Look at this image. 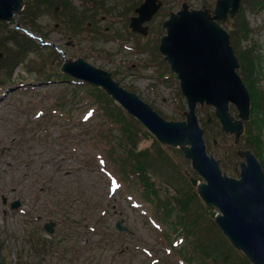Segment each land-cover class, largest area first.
Segmentation results:
<instances>
[{"label":"rangeland","instance_id":"obj_1","mask_svg":"<svg viewBox=\"0 0 264 264\" xmlns=\"http://www.w3.org/2000/svg\"><path fill=\"white\" fill-rule=\"evenodd\" d=\"M144 1L55 0L57 12L36 18L33 28L24 13L11 23H0V34L13 32L27 41L20 31L26 28L51 43L41 46L36 40L26 62L9 73L0 71V264H248L223 242L212 221L219 211H205L192 191L190 179L203 180L191 162L179 149L160 148L145 129L131 127L133 122L122 116V109L111 105L137 144L126 167L130 177L122 179L125 149H132L122 125L108 121L106 105L102 108L95 101L88 86L69 81L61 72L64 59L59 49L67 59L82 58L112 73L165 119L184 121L186 99L158 52L166 34L163 23L184 3L213 11L217 0H162L163 9L147 24L148 35L142 36L132 32L130 23ZM251 1L243 0L240 10L251 31L247 38L235 40L234 49L249 64L240 75L246 74L253 84L252 96L264 121V8L254 9ZM62 11L78 14L89 27L73 34L59 23ZM231 27L225 26L232 34ZM15 49L0 52L12 60ZM231 112L239 119L237 108ZM197 115L206 130L209 153L230 177H239L243 159L237 152L246 144L264 167V145L251 137L260 134L264 140V127L258 130L253 124L256 116L251 117L250 134L241 148L234 145L233 136L221 133L214 108L199 106ZM139 163L147 168L153 190L164 199L161 203L173 210L169 224L163 221L168 219L164 204L146 201L142 179L132 174ZM205 213L208 216L201 221ZM172 219L186 227L196 222L194 243L172 232L168 227ZM49 222L55 224L53 233L45 229ZM119 222L125 230L117 228ZM176 241L181 243L175 246ZM180 251L190 263L183 261Z\"/></svg>","mask_w":264,"mask_h":264},{"label":"water","instance_id":"obj_2","mask_svg":"<svg viewBox=\"0 0 264 264\" xmlns=\"http://www.w3.org/2000/svg\"><path fill=\"white\" fill-rule=\"evenodd\" d=\"M241 0H218L215 16L205 7L190 10L187 4L164 24L168 35L161 41L160 50L178 74L190 111L187 122H168L143 102L137 94L123 89L107 71L96 68L83 59L66 61L62 71L75 79L101 87L132 116L140 120L163 143L181 146L194 168L208 181L199 192L208 206L217 207L222 215L217 223L236 248L243 251L253 264H264V173L257 158L245 152L241 179L228 178L219 162L208 156L195 110L197 104L217 108L223 130L235 133L237 142L243 133L242 121H235L229 113L234 103L241 118L248 120L250 96L236 72L239 62L231 46L230 35L217 21L235 16ZM24 0H0V21H10L24 8ZM163 6L158 0H147L137 10L132 28L146 33L145 22L150 21ZM191 145V148L187 147ZM196 181L194 180V183ZM17 207V204L14 206ZM49 230L51 227L47 226Z\"/></svg>","mask_w":264,"mask_h":264},{"label":"trees","instance_id":"obj_3","mask_svg":"<svg viewBox=\"0 0 264 264\" xmlns=\"http://www.w3.org/2000/svg\"><path fill=\"white\" fill-rule=\"evenodd\" d=\"M55 0H26V9L24 14L26 15V19L32 20L33 18L42 15L47 9L54 7ZM263 3H256V6H259ZM73 16V15H71ZM74 19V17H71ZM67 20L70 21V18L67 17ZM75 21V20H72ZM29 23V22H28ZM234 29L232 31L233 37L236 38L239 34L242 36L248 35V25L246 23L245 18L242 15H239L236 18L234 23ZM4 35H7L4 37ZM4 38V39H3ZM19 37L13 32H6L5 30L1 31L0 34V49L6 48L9 49L8 46L12 43L17 46V51L15 52L14 59L17 63L23 62L26 60L27 56L31 49L35 47V44L26 38L25 40H19ZM13 51L11 48L9 51Z\"/></svg>","mask_w":264,"mask_h":264},{"label":"bare ground","instance_id":"obj_4","mask_svg":"<svg viewBox=\"0 0 264 264\" xmlns=\"http://www.w3.org/2000/svg\"><path fill=\"white\" fill-rule=\"evenodd\" d=\"M35 152H36V153H38V154H40V153H41V151H40V150H35Z\"/></svg>","mask_w":264,"mask_h":264}]
</instances>
